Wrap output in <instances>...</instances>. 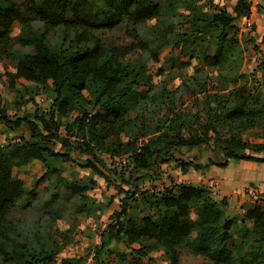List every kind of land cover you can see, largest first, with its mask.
Listing matches in <instances>:
<instances>
[{
    "label": "trees",
    "instance_id": "trees-1",
    "mask_svg": "<svg viewBox=\"0 0 264 264\" xmlns=\"http://www.w3.org/2000/svg\"><path fill=\"white\" fill-rule=\"evenodd\" d=\"M214 1L27 0L19 4L0 0V61L13 57L10 35L15 24L27 31L38 21L45 33L60 30L64 41L71 36L75 48L62 45L64 50L55 54L45 34L29 38L24 31L18 45L35 52L19 56L15 72L0 76L10 91L21 82L33 83L52 98L48 116L34 114L15 121L0 101V124L10 130L24 127L29 133L28 138L0 151V264L54 263L56 256L50 251L33 249L27 239L21 242L9 214L21 200L35 201L49 176L60 179L66 171L80 168L105 177L100 153L112 158L129 155L131 175L177 162L176 155L184 149L209 146L223 155L222 167L231 160L264 164V142L249 145L242 139L249 128L264 122V96L260 94L245 98L234 93L228 104L221 101L222 109L209 112L207 121L194 130L182 118L164 122L153 131L152 145L127 141L135 125L133 113L141 104L168 101L178 94L164 87L158 96H151L149 60L159 61L165 52L179 49L186 55L201 44L202 51L190 57L200 66L217 68L223 74L232 64H241L242 40L238 31L233 32L239 20L250 19L252 2L239 0L229 12ZM125 24L134 41L131 46H108L99 36ZM210 43L215 46L213 54ZM260 67L264 74V62ZM211 84L208 80L198 86L203 89ZM34 162L42 164L44 174L28 188L14 171ZM178 167L184 174L192 167L195 171L207 168L186 162H179ZM131 177L129 185L134 183ZM64 186L76 195L87 190L75 184ZM133 198L134 194L128 199ZM142 198L150 212L132 218V204L126 199L110 218L98 257L107 254L117 258L118 264H158L153 255L161 254L167 264H182L184 252L204 264H264V197L244 206L240 221L228 217L226 199L217 202L207 187L180 184L161 194H142ZM112 243L124 244L127 251L109 250ZM61 264L73 263L63 260Z\"/></svg>",
    "mask_w": 264,
    "mask_h": 264
},
{
    "label": "rangeland",
    "instance_id": "rangeland-1",
    "mask_svg": "<svg viewBox=\"0 0 264 264\" xmlns=\"http://www.w3.org/2000/svg\"><path fill=\"white\" fill-rule=\"evenodd\" d=\"M15 1L25 4L27 0ZM234 1L215 0L214 2L232 12ZM252 2L258 23L252 19L250 21L241 19L236 23L233 32L236 34L238 31L237 34L242 40L243 58L240 65L232 64L223 74H220L217 68L200 66L197 60L190 57L202 51L201 44L192 51L185 52L186 55L180 53L181 49L174 52L167 51L160 56L159 61L149 60L146 63V71L153 88L151 96H158L164 87L170 92L178 90V94L175 98L173 95L169 97V94L168 101L164 99L159 103L141 104L137 112L133 113V118L136 117L135 125L131 128L127 141L136 142L139 146L152 145L156 138L153 131L157 127H162L164 122L175 121L176 117L182 118L185 125L194 130L199 124L207 121L209 112H219L222 109L220 102L223 101L224 104L225 101H229L234 93L239 92L245 98L257 94L264 96V74L260 67L264 62V0H252ZM204 11L206 12L205 8ZM24 31L25 29L19 24L14 25L10 35L12 42L10 52L13 57L3 58L0 61V76L15 72L16 59L19 56L35 52L32 48H22L18 45L17 39ZM129 32L130 27L125 24L113 31L100 33L99 36L108 46L124 47L134 43ZM25 33L29 38L45 34L46 43L55 54H59L64 49H75L70 41L71 36L68 35V39L66 37L64 41V34L60 30L45 33L42 24L38 21H34L31 29ZM148 34L149 32L145 31L146 37ZM62 45L65 46L64 49L61 48ZM214 51L215 46L210 43L209 52L213 54ZM208 80L212 82L209 87L202 89L198 86V83L202 85ZM21 84H17L16 88L10 91L5 79L0 81V101L7 108V116L14 121L34 114L48 116L52 101L50 95L40 93L33 83L21 82ZM147 90L148 88H144V91ZM62 135L65 136V133L63 132ZM28 137L29 133L24 127L10 130L0 124V151L19 142L21 138ZM242 139L249 145L264 142V122H258L254 127L249 128L242 134ZM56 149L61 150L60 146ZM129 157L122 155L112 158L109 154L100 153L98 159L105 164L103 169L105 177L95 176L91 171L80 168L66 171L60 179L49 176L39 187L35 201L25 198L9 214V221L17 225L22 236L21 242L27 239L33 249L43 247L50 251L56 256L53 264H61L63 260L71 261L73 264H118L117 258L107 254L98 257L96 252L102 246L103 238L106 237L111 216L119 210L126 199L129 205L132 204L129 215L132 218H139L150 212L142 194L147 196L152 192L161 194L180 184L207 187L210 191L212 184L217 192V196H212L217 202L226 199L228 208L230 206L228 198L222 197L223 189L219 187L222 184L226 185L224 190L230 195L246 187L245 193L257 190V187L264 194V165L254 172L244 168L242 162L231 160L228 167L215 166L206 175L204 170L195 171L193 167L184 174L178 167L179 162L200 166L223 162V155L213 146L201 150L184 149L176 155L177 162L159 166L149 173L139 172L131 175L133 166ZM80 160H85V157ZM43 174V166L38 162L14 171V176L22 180L28 188ZM131 176H133V185L127 183ZM219 179H224L228 183H222ZM217 180L222 184L218 185ZM251 182H255L256 185ZM64 183L75 184L87 190L76 195L66 189ZM133 194L134 200L131 201L128 198ZM253 194L255 200L262 197L260 193ZM228 208V217L240 221L244 213L239 215L234 208L233 211ZM114 248L119 252L127 251L124 244L112 243L109 250ZM153 257L158 264H167L161 254ZM181 262L204 264L201 258L184 252Z\"/></svg>",
    "mask_w": 264,
    "mask_h": 264
},
{
    "label": "crops",
    "instance_id": "crops-1",
    "mask_svg": "<svg viewBox=\"0 0 264 264\" xmlns=\"http://www.w3.org/2000/svg\"><path fill=\"white\" fill-rule=\"evenodd\" d=\"M239 0H235L234 1V6H233V9H234V7H235V5L237 4V2H238ZM251 2H252V0H250ZM252 5H253V2H252ZM254 10H255V8H254V5L252 6V13H251V17H250V19L249 20H247V19H244V20H247V21H250L251 19L253 20V21H255L256 23H258V18H257V15L256 14H254ZM243 20V19H242ZM259 28H261V26H259ZM230 162V161H229ZM229 162H228V165H229ZM242 162V164H243V167L244 168H249V170H251V171H254V172H256V171H258L259 169H260V167L261 166H263L264 164H262V163H253V162H246V161H241ZM222 164H224V161L223 162H219V163H213V164H206V165H203V166H207V168L204 170L205 172V175L207 174V172L211 169V168H213V167H215V166H221L222 167ZM209 166V167H208ZM228 167V166H227ZM226 168V167H225ZM205 175H204V177H205ZM208 180H211V179H208ZM208 180H205V181H208ZM220 181H222V183H228V182H226V180H224V179H219ZM219 180H217V184L218 185H220V181ZM221 183V184H222ZM251 183H255V182H251ZM250 183V184H251ZM212 184H210V186H211ZM255 185H256V183H255ZM209 186V185H208ZM226 185L225 184H222L221 186H219L220 187V189H223V193H222V197H224V198H228V203H229V208H228V210H230V211H233V208L236 210V213H239V215H242L243 213H244V210L242 209L244 206H246V205H252V204H255L259 199L257 198V200H255V195L253 194L254 192L255 193H260L261 194V196L262 197H264L263 195V193L256 187V189L257 190H252V191H248V192H246L245 193V189L247 188H245V189H240L239 191H236L233 195H230L228 192H226L225 190H224V187H225ZM244 187V186H243ZM247 194V195H246ZM252 198H254L253 200H252Z\"/></svg>",
    "mask_w": 264,
    "mask_h": 264
},
{
    "label": "built area",
    "instance_id": "built-area-1",
    "mask_svg": "<svg viewBox=\"0 0 264 264\" xmlns=\"http://www.w3.org/2000/svg\"><path fill=\"white\" fill-rule=\"evenodd\" d=\"M210 188L212 189L211 191H212V195H216L217 196V192L215 191L216 189H213V186H210ZM153 193V192H152Z\"/></svg>",
    "mask_w": 264,
    "mask_h": 264
}]
</instances>
